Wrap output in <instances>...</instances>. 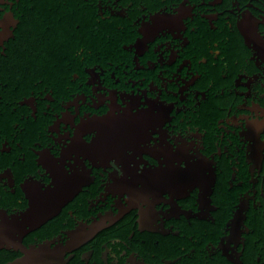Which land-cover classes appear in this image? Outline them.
Instances as JSON below:
<instances>
[{"label": "flooded vegetation", "instance_id": "flooded-vegetation-1", "mask_svg": "<svg viewBox=\"0 0 264 264\" xmlns=\"http://www.w3.org/2000/svg\"><path fill=\"white\" fill-rule=\"evenodd\" d=\"M152 20L178 31L145 45ZM142 91L170 111L169 167L188 153L206 168L200 199L168 213L158 170L130 167L153 119L132 115ZM75 108L77 137L98 135L63 153L93 158L65 161L69 178L39 149ZM0 264H264V0H0Z\"/></svg>", "mask_w": 264, "mask_h": 264}, {"label": "snow or ice", "instance_id": "snow-or-ice-1", "mask_svg": "<svg viewBox=\"0 0 264 264\" xmlns=\"http://www.w3.org/2000/svg\"><path fill=\"white\" fill-rule=\"evenodd\" d=\"M182 21L183 20H181L180 23H182ZM173 24H175L174 20L168 22H154L152 20L151 24H144L148 27L144 29L143 36L141 37L142 41L145 42V45L153 42L155 40L153 36L156 37L159 32L165 28L170 32L177 33L178 30L175 28L170 30L169 25ZM157 49H159V46H157ZM140 95L143 96V101L141 100L140 96H137L139 98V103L135 108L132 109V115L138 116V114L141 112L151 113L153 119L152 122L146 125L142 130V139L139 143L140 151L134 156V162L130 163V167L135 169L136 175L138 177L144 176L146 170L149 173H151L153 170H158L155 175L149 177V182L158 188L157 203L168 205V207L164 208V212L168 213L169 209H172L173 203L177 208L180 209L179 205L176 203L177 201L189 198L195 202L200 199L202 190L205 187L204 172L206 171V168L198 156H191L188 153L186 156L171 160V167H169V157L167 154H161L162 147L164 144L170 145L172 154L176 155L177 149L180 147V145L176 144L174 146L173 143L170 142L172 138L168 137L167 135L164 137L161 136L162 132L165 133L164 129L169 123L168 113L170 112L168 111V107H166L165 104L160 100V95H163V93H160L157 96H149L148 92L142 91ZM149 100L153 102L152 105L147 103ZM120 109V114H123L127 107ZM69 115L72 118L70 123H66L63 120L60 123L66 124L68 127H70L72 132L70 134H62L59 126L58 131L50 132V137L54 143L45 149H39L40 154L45 152L48 154L46 157H44L45 162L48 163L54 171L65 177H69V173L65 171V161L72 160L73 164L69 165V168L72 169L74 174H79L85 170V162L91 161L93 164V158H86L82 152L74 150L70 151L69 156L63 159V163H61L63 153L66 150L72 149L74 147L78 148L81 144L91 146L93 140L96 139L98 135L96 131L89 132L82 130L81 135L77 137V129L81 128L82 123L86 126L87 120L89 118L85 114L81 113L79 109L77 110V108H75L74 112ZM106 115L107 113H105L103 117ZM52 133H55V135H51ZM62 137L66 138L62 139ZM57 141H59V143H57ZM73 141H76L75 146L73 145ZM56 145H60L61 158H56L53 152V149L56 147ZM152 152L160 154L159 159L153 156L151 154ZM128 156H133V152L129 151ZM77 160H79L80 163H77ZM149 161L152 163H149ZM100 163L103 164V161L96 159V165L99 166ZM120 167L122 169L123 165L121 164ZM139 181L145 182L143 180ZM185 192H187L186 196L183 195ZM233 221L234 217H230L228 220L223 222V225L220 227L219 236L216 238L217 245H220L221 240H223L225 237L231 236L229 225ZM213 223L215 224L216 222L214 221ZM240 246L241 244L238 246L236 244H232L229 245V249H237ZM215 249L216 252L221 251L219 247Z\"/></svg>", "mask_w": 264, "mask_h": 264}]
</instances>
